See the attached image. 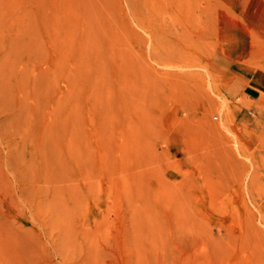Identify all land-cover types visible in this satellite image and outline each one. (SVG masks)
<instances>
[{
  "label": "rangeland",
  "instance_id": "obj_1",
  "mask_svg": "<svg viewBox=\"0 0 264 264\" xmlns=\"http://www.w3.org/2000/svg\"><path fill=\"white\" fill-rule=\"evenodd\" d=\"M136 1L25 12L42 27L27 66L37 78L53 68L71 91L84 159L71 175L58 163L29 170L50 147L37 133L44 98L28 116L0 97V264H74L29 196L46 204L75 184L70 227L86 218L93 264H264V96L253 89L264 84V0ZM13 141L27 160L12 158Z\"/></svg>",
  "mask_w": 264,
  "mask_h": 264
},
{
  "label": "bare ground",
  "instance_id": "obj_2",
  "mask_svg": "<svg viewBox=\"0 0 264 264\" xmlns=\"http://www.w3.org/2000/svg\"><path fill=\"white\" fill-rule=\"evenodd\" d=\"M142 1L148 2L149 0H137L136 2ZM39 2L44 3L43 0H0V94H2L0 97L3 100L8 97V100L19 108V114L24 111L34 112V100L40 97L42 100L44 98L45 106L42 107V111L45 113L44 120L40 122L37 133L41 137L50 139V147L48 148L47 145L44 150H40L35 160L32 156V163L27 161L28 169L32 170L36 165L38 171L45 168L50 175L55 172L54 166L58 163L65 173L71 175L76 171L74 169L80 168L82 158L84 159L81 130L76 128L75 131L73 130L76 134L72 132L71 91L58 88V76L56 71L52 70L53 68L43 70L40 77L37 78L32 75L27 66L40 49L41 43L37 30H42V27L26 22L27 14L25 12L32 7V3ZM44 4L57 5L52 2ZM79 10L81 8H78ZM51 19L55 20L56 16L50 14L46 21ZM86 24L87 16L83 27L79 25L83 34L88 30ZM43 31L46 32L45 28ZM52 33L53 27L50 34ZM261 67L264 69L263 65ZM263 69L262 71H264ZM253 89L264 96V84L261 81H256ZM6 103L8 102L6 101ZM92 134L94 137L95 134L93 132ZM18 135L21 141H25L31 137L30 129L20 125ZM17 145L18 141L16 144L14 141L11 143L12 158L27 160L25 154L19 153ZM21 175H23L22 172ZM79 194H81L80 184H75L54 189L52 198L46 204L43 199L36 196H29V202L38 214L43 213L47 216V222L53 228L58 229L55 240L62 247L60 248L67 254L76 252L74 264H93L96 248L82 245L92 241V235L84 233V230L80 228L86 218L84 219L82 216L81 219L79 218L78 225L76 224L74 228L70 227L72 214L77 211L78 204L74 202L69 205V203L72 198L79 201ZM138 238L140 239L139 236H137ZM7 239H9V243L13 238L9 235ZM47 240L53 241L48 238ZM138 264H144L141 257H139Z\"/></svg>",
  "mask_w": 264,
  "mask_h": 264
}]
</instances>
